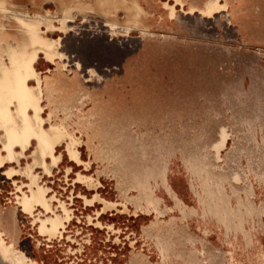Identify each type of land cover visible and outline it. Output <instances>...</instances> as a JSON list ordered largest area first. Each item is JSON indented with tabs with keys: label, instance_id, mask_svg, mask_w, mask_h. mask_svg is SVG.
<instances>
[{
	"label": "rangeland",
	"instance_id": "rangeland-1",
	"mask_svg": "<svg viewBox=\"0 0 264 264\" xmlns=\"http://www.w3.org/2000/svg\"><path fill=\"white\" fill-rule=\"evenodd\" d=\"M135 1L91 0L114 10L119 33L129 31L119 7L127 24L151 25L126 37L78 14L68 33L56 31V0L53 11L44 1L7 4L0 231L37 264H149L140 239L160 227L167 195L186 207L171 186L184 182L168 175H191L190 188L211 207L235 176L247 197L256 190L264 200V0H183L173 18L165 6L173 1L142 0L149 26ZM208 3L206 12L216 11L204 15ZM57 38L66 58H38L55 60L44 48ZM223 128L219 159L213 146Z\"/></svg>",
	"mask_w": 264,
	"mask_h": 264
},
{
	"label": "crops",
	"instance_id": "crops-1",
	"mask_svg": "<svg viewBox=\"0 0 264 264\" xmlns=\"http://www.w3.org/2000/svg\"><path fill=\"white\" fill-rule=\"evenodd\" d=\"M10 1H23L30 8L34 7L30 1H44V7L51 6L49 9L52 11L55 9L54 4L49 2L52 0ZM136 1L142 6V0ZM148 1H179L184 5L183 0ZM176 5L178 4L174 7ZM144 10L146 11L145 8ZM147 13L149 23L151 14ZM89 74L90 77L97 75L93 70H89ZM28 86L33 85L28 82ZM168 177L169 183L184 182L186 194L180 191L183 184L179 187L170 185L186 207L181 211L174 200L165 193L171 204L161 207L165 210L160 216L163 222L157 231L152 228V231H146V236L144 234L140 239L141 251L149 260V264H264V200L254 197L256 190L254 195L247 197L244 177L239 181L230 179L228 184H224L226 196L223 203H214L212 207L200 203L199 197L190 188L191 175L187 177L172 174ZM239 177L242 178L241 175ZM231 185L236 188L235 192L230 189ZM248 200L253 205H247ZM22 211L25 212L23 209Z\"/></svg>",
	"mask_w": 264,
	"mask_h": 264
},
{
	"label": "bare ground",
	"instance_id": "bare-ground-1",
	"mask_svg": "<svg viewBox=\"0 0 264 264\" xmlns=\"http://www.w3.org/2000/svg\"><path fill=\"white\" fill-rule=\"evenodd\" d=\"M10 0H0V29L2 27V23L6 17V15H8V13H10L9 9L7 8V4ZM58 1L56 3V19H57V24H56V31L60 32V33H67L70 30V26H68V23L71 19L74 18L75 14L80 15L81 17H83L84 20L87 19V17L89 16H95V17H100L102 20L105 21L106 25L110 28L111 31V35L112 36H127L129 33L135 31V32H139V33H145L148 32L149 29L151 28V26L148 25L147 20L146 24L149 26V29H144L141 30L138 26V24H135L134 22H126V20H124L126 18V10L124 9H120V7L118 9L115 10V17L119 20V19H123V24L125 25V27L127 28V30H129L127 33L128 34H124V33H119L118 29L115 30V23L112 22L110 23L109 21L111 20V15H113V11L110 9H104L103 7L96 8L93 3H91V0H56ZM104 1V0H103ZM214 2V1H212ZM210 2V3H212ZM208 3L204 9L201 10V13L204 15H210L212 14L214 11L212 12H206L207 10V6L210 4ZM135 4L137 6V8H139L144 14L145 17L148 16V13L144 10V8L139 4L138 1H135ZM176 3H174L172 6L165 4V6L169 9V16L172 18L175 14V5ZM179 6H183L182 3H177ZM55 7V6H54ZM220 7V6H218ZM190 11H195L196 9H189ZM119 13L123 14L122 18H119ZM23 15H26V13H22ZM48 17V16H47ZM134 20V19H133ZM112 21V20H111ZM132 21V20H131ZM118 32V33H117ZM60 39L61 38H57V39H53L52 44L49 47H45L44 50L47 53L50 52H56L57 56L55 57V59L58 60H62L63 58H65V55H63L61 52H59V46H60ZM42 55V57L50 62L51 64L54 63V60H48L44 53L40 52L39 56ZM38 73V72H37ZM39 74V73H38ZM90 74L92 75L93 72H90ZM40 76V75H39ZM41 80V79H40ZM41 102H42V93H41ZM41 102H40V109H42L41 107ZM29 113H33L32 110H30ZM42 118V117H41ZM42 130H44V127H41ZM223 132H226L225 129L223 128L221 130V135H220V140L214 144L213 149L217 155V157L220 159V153L221 151L224 149L227 139H228V134H226V139L223 140L222 138V134ZM227 133V132H226ZM32 141H34L36 143V140L33 138ZM57 146V145H56ZM235 176V181L236 180ZM0 241L1 243L6 246V247H11L12 251L17 255L13 254L12 252L4 249L3 247L0 246V250L1 252L5 255L4 257L9 259V263L10 264H23L18 256H20L27 264H37L34 260H32L30 257H28L23 251L15 248L12 244H8L4 238V234L3 232L0 231ZM0 252V253H1ZM1 254V255H3Z\"/></svg>",
	"mask_w": 264,
	"mask_h": 264
},
{
	"label": "flooded vegetation",
	"instance_id": "flooded-vegetation-1",
	"mask_svg": "<svg viewBox=\"0 0 264 264\" xmlns=\"http://www.w3.org/2000/svg\"><path fill=\"white\" fill-rule=\"evenodd\" d=\"M68 26H69V23H68ZM68 33V32H67ZM66 34V33H65ZM42 57V56H41ZM43 60H45L44 58H43ZM57 61H59L58 59H55L54 60V62L56 63ZM91 78H93V77H91ZM42 85H43V82H42ZM32 144H34L35 145V142L34 141H32ZM62 160V159H61ZM61 161H59V163H60ZM58 163V164H59Z\"/></svg>",
	"mask_w": 264,
	"mask_h": 264
}]
</instances>
